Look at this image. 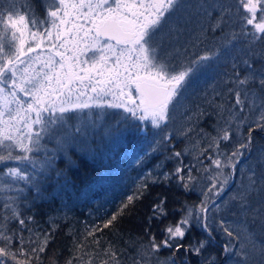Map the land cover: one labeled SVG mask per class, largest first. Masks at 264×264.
<instances>
[{
    "label": "snow or ice",
    "instance_id": "6c2138e0",
    "mask_svg": "<svg viewBox=\"0 0 264 264\" xmlns=\"http://www.w3.org/2000/svg\"><path fill=\"white\" fill-rule=\"evenodd\" d=\"M44 9L38 17L28 0H0V264H44L59 225L29 227L25 193L42 195L56 153L86 138L108 109L155 130L143 155L168 149L175 167L146 173L102 227L87 229L94 246L74 243L64 264H191L189 256L264 264V145L253 136L264 133V0H44ZM221 65L230 71L205 99L212 113L193 110L198 77ZM208 115L211 132L199 127ZM173 179L185 191L207 180L199 203L184 206L159 239L145 229L146 242H126L131 251L101 247L97 232L113 227L148 181ZM166 202L152 205L150 224L167 219ZM193 228L200 238L189 239ZM217 242L219 257L209 251Z\"/></svg>",
    "mask_w": 264,
    "mask_h": 264
},
{
    "label": "trees",
    "instance_id": "16d2710c",
    "mask_svg": "<svg viewBox=\"0 0 264 264\" xmlns=\"http://www.w3.org/2000/svg\"><path fill=\"white\" fill-rule=\"evenodd\" d=\"M28 2L38 17L44 16V0ZM225 71H230V68L221 65L198 77L195 91L190 90L189 106L193 110L196 105H200L212 113V107L205 103V99L212 98L214 88L221 87L218 82ZM215 99L219 101L220 97L216 96ZM215 119L214 115L201 117L199 127L211 132ZM134 124V121L123 118L122 111L107 110L100 126L92 128L95 131L91 136L88 132L87 137L78 140L66 154L56 153L52 169L42 178V195L37 198L34 191L25 193L27 204L22 205L21 211L25 217H34V221H28L29 227L43 233L49 230L52 219L59 225L54 242L49 244L48 251L41 257L44 264H49L50 259L64 264L74 243L83 242L86 250L93 247V238L85 239L88 228L97 225L102 227L125 197L136 191L138 182L146 173L151 171L153 176L157 174V165L161 162H165L163 170L171 172L175 167V161H165V157L170 155L168 149L150 156L143 155V150L147 148L146 141L153 139L155 130L150 127L144 131L137 130ZM253 136L257 146L264 145V133L257 130ZM49 147L54 145L49 144ZM183 147L184 144L177 143L175 150L179 151ZM142 156L143 159H140ZM184 162L196 163L191 156H186ZM204 163L207 165L209 161L204 160ZM193 174L197 173L194 171ZM200 175L203 177L205 174ZM207 183V180H202L193 190L185 191L175 179L155 184L148 181L149 186L143 197L136 200L113 227L97 232L96 235L101 238V247L110 242L118 249H125L128 248L126 242H146L145 229H150L159 239L164 224L179 219L184 206L199 203L200 188ZM237 183L238 180L235 185ZM160 197L167 198L165 207L169 215L163 223L153 220L150 224L148 217L152 215V205ZM11 226L19 229L18 224ZM24 235L27 237L29 233L24 231ZM200 237L199 229L193 228L189 239ZM128 250L131 251L130 248ZM209 251L219 257V242ZM169 254L165 250L160 256L163 259ZM188 260L191 264H198L194 256H189Z\"/></svg>",
    "mask_w": 264,
    "mask_h": 264
},
{
    "label": "rangeland",
    "instance_id": "374dc122",
    "mask_svg": "<svg viewBox=\"0 0 264 264\" xmlns=\"http://www.w3.org/2000/svg\"><path fill=\"white\" fill-rule=\"evenodd\" d=\"M26 35H27V33H26ZM108 110H112V109H108ZM106 111H107V110H106ZM105 115H106V113H105ZM105 115H104V117H105ZM104 117H103L102 119L98 120L97 125L95 126V128H97L98 126H100V124H101V123L103 122V120H104ZM94 131H95V129H92V127H90V128L88 129V132H89L90 136L94 133Z\"/></svg>",
    "mask_w": 264,
    "mask_h": 264
},
{
    "label": "water",
    "instance_id": "95a60500",
    "mask_svg": "<svg viewBox=\"0 0 264 264\" xmlns=\"http://www.w3.org/2000/svg\"><path fill=\"white\" fill-rule=\"evenodd\" d=\"M234 184V183H233Z\"/></svg>",
    "mask_w": 264,
    "mask_h": 264
}]
</instances>
